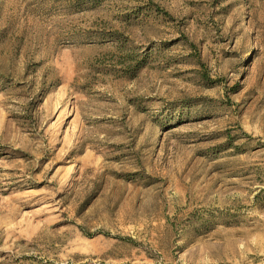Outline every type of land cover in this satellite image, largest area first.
<instances>
[{
    "label": "rangeland",
    "instance_id": "1",
    "mask_svg": "<svg viewBox=\"0 0 264 264\" xmlns=\"http://www.w3.org/2000/svg\"><path fill=\"white\" fill-rule=\"evenodd\" d=\"M0 264H264V0H0Z\"/></svg>",
    "mask_w": 264,
    "mask_h": 264
}]
</instances>
